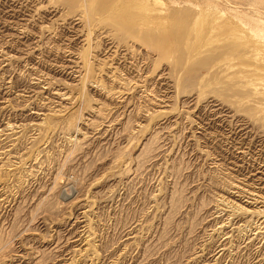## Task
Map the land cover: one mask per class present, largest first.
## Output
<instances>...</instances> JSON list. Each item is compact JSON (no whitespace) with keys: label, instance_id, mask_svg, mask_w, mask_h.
<instances>
[{"label":"rangeland","instance_id":"rangeland-1","mask_svg":"<svg viewBox=\"0 0 264 264\" xmlns=\"http://www.w3.org/2000/svg\"><path fill=\"white\" fill-rule=\"evenodd\" d=\"M91 1L0 0V264H264V0Z\"/></svg>","mask_w":264,"mask_h":264},{"label":"bare ground","instance_id":"bare-ground-1","mask_svg":"<svg viewBox=\"0 0 264 264\" xmlns=\"http://www.w3.org/2000/svg\"><path fill=\"white\" fill-rule=\"evenodd\" d=\"M176 1V0H175ZM90 2H92L91 0H90ZM178 2V1H177ZM188 2V1H187ZM191 3H192V1H190ZM95 3V2H94ZM158 4H161L162 5V1H159V2H157ZM200 3V2H199ZM223 3H225V2H223ZM102 4V3H101ZM108 4V3H107ZM112 4V3H111ZM157 4V5H158ZM196 3L194 2V5H195ZM198 4V3H197ZM209 4H210V2H209ZM129 5V4H128ZM148 5V4H147ZM200 5H202V4H200ZM213 5V4H212ZM173 6V5H172ZM199 6V5H198ZM197 5H196V7H198ZM106 7H109V6H106ZM129 7V6H128ZM136 7V6H135ZM143 7V6H142ZM200 7V6H199ZM95 8V7H94ZM105 8V7H104ZM125 10H126V8H124ZM144 9L146 10V11H149L151 14H152V12H155V10H157V11H159L158 9H155V8H150V9H148V8H145V6H144ZM169 9V8H168ZM200 9V8H199ZM109 10H111L110 8L108 9V11ZM122 10V9H121ZM132 10V9H131ZM140 10V9H139ZM142 10V9H141ZM161 10V9H160ZM197 10V9H196ZM215 10V9H214ZM135 11V10H134ZM134 11L132 12V13H134ZM199 11V10H198ZM127 12H128V9H127ZM139 12V11H138ZM169 12V11H168ZM167 12V13H168ZM171 12V11H170ZM178 12V11H177ZM177 12H175V13H177ZM205 12V11H204ZM242 12V11H241ZM74 13V12H73ZM108 13V12H107ZM123 13V12H122ZM136 13V12H135ZM149 13V14H150ZM161 13H163V12H161ZM98 14V13H97ZM102 14V13H101ZM100 14V15H101ZM115 14V13H114ZM118 14H120L119 12H118ZM117 13H116V15H118ZM144 14V13H143ZM146 14V13H145ZM150 14V15H151ZM108 15H110L109 13H108ZM197 15V14H196ZM196 15H195V17H196ZM200 15H201V12H200ZM96 16V15H95ZM193 16V15H192ZM215 16H217V15H215ZM168 17V16H167ZM198 17V16H197ZM221 17V16H220ZM236 17H238V16H236ZM89 18V17H88ZM97 18V17H96ZM124 18V17H123ZM149 18V17H148ZM205 18H207L206 16H205ZM234 18V17H233ZM126 19H128L127 17H126ZM201 19V18H200ZM90 20V19H89ZM97 20V19H96ZM99 20V19H98ZM105 20V19H104ZM124 20V19H123ZM123 20H121V21H123ZM197 20V19H196ZM195 20V21H196ZM199 20V19H198ZM214 20V19H213ZM240 20V19H239ZM100 21H101V17H100ZM130 21V20H129ZM206 21V20H205ZM219 21V20H218ZM85 22V21H84ZM105 22V21H104ZM204 22V21H203ZM216 22V20L214 21V23ZM113 23V22H112ZM123 23V22H122ZM125 23V25H126V22H124ZM158 23H159V21H158ZM196 23H197V21H196ZM199 23V22H198ZM209 23V22H208ZM202 24V23H201ZM210 24V23H209ZM129 25V24H128ZM132 25V24H131ZM199 25H200V23H199ZM198 25V26H199ZM202 26V25H201ZM200 26V27H201ZM125 27V26H124ZM127 27V26H126ZM125 27V28H126ZM129 28H130V26H128ZM200 27H198V28H200ZM213 27V26H212ZM215 27H217V26H215ZM161 28H162V26H161ZM214 28V27H213ZM115 29H117V28H115ZM128 29V28H127ZM131 29V28H130ZM166 29V28H165ZM164 29V30H165ZM196 29H197V27H196ZM200 29H202V27L200 28ZM200 29H198V30H200ZM220 29V28H219ZM114 30V29H113ZM142 30V29H141ZM163 30V31H164ZM222 30V29H221ZM224 30V29H223ZM158 30H156V32H157ZM201 31V30H200ZM207 31V30H206ZM209 31V30H208ZM208 31H207V33H208ZM212 31H214V30H210V32H212ZM120 32V31H119ZM196 32H198V31H196ZM209 32V33H210ZM122 32H120V34H121ZM138 33V32H137ZM215 33V32H214ZM136 34V33H135ZM171 34V33H170ZM199 34H200V32H199ZM211 34H213V33H211ZM124 36V35H123ZM122 36V37H123ZM207 36V35H206ZM208 36H211L210 34L208 35ZM125 37H126V35H125ZM198 37V36H197ZM213 37V36H212ZM219 37V36H218ZM164 38V37H163ZM214 38V37H213ZM229 38V37H228ZM236 38V37H235ZM230 39H232V38H230ZM122 40H124V39H122ZM206 40H209V39H207L206 38ZM213 40V39H212ZM120 41V40H119ZM226 41H228V39L226 40ZM167 42V41H166ZM208 42V41H207ZM169 43L167 42V45H168ZM211 45V44H210ZM126 45H124V47H125ZM159 46H161V45H159ZM117 47H118V45H117ZM120 47V46H119ZM122 47V46H121ZM167 47V46H166ZM128 48H130V47H128ZM128 48H126L127 50H128ZM204 48V47H203ZM201 50V49H200ZM199 51V50H198ZM197 51V52H198ZM202 51V50H201ZM82 55H84L83 53H82ZM83 57V56H82ZM85 58H86V56H85ZM86 60V59H85ZM86 63H84V65H85ZM89 67H90V65H89ZM78 68V67H77ZM87 68H88V66H87ZM82 69H84V68H82ZM91 69V68H90ZM89 68H88V70H90ZM86 70V69H85ZM92 70V69H91ZM78 71V70H77ZM84 72H87V71H84ZM88 73V72H87ZM91 73V72H90ZM90 73H89V76H90ZM86 74V73H85ZM81 75V74H80ZM82 76V75H81ZM85 76H87V75H85ZM84 76V77H85ZM36 78V77H35ZM82 79V78H81ZM84 79V82H85V79L86 78H83ZM99 81V80H98ZM92 82V81H91ZM98 83V82H97ZM124 83V82H123ZM100 84V83H99ZM84 86V85H83ZM68 89V88H67ZM60 94V93H59ZM62 94H63V92H62ZM63 97H65V95L63 96ZM81 97V96H80ZM66 99H69L68 97L66 98ZM86 105V104H85ZM60 111V110H59ZM58 111V112H59ZM39 114V113H38ZM264 117V116H263ZM46 118V117H45ZM67 121V120H66ZM46 122V121H45ZM69 124H67L68 125V127H71L72 125H73V121H71V120H69V122H68ZM74 125H75V123H74ZM34 127H37V129L38 128H40L41 130L42 129H44V130H49L50 129V127H48V124L46 125L45 123H42L41 122V124H34L33 125ZM253 126V125H252ZM9 127H10V125H9ZM52 128V127H51ZM54 128V127H53ZM54 131V130H53ZM1 132V131H0ZM264 132V131H263ZM262 133V132H261ZM242 152V151H241ZM16 168V167H15ZM17 169V168H16ZM1 174V173H0ZM246 196H247V198H249V200H251L250 202L251 203H254V205H260L259 207L260 208H262V209H260V208H257V207H255L254 209H245V208H243L242 206H237L236 205V208L235 207H233V205H231L230 203H228V202H223V206H224V208H232L233 210H234V213H238L239 211L241 212V213H245V214H247V215H249V216H251V218L252 217H257V218H259V217H261V216H264V196H262V194H260V193H255V192H249V191H245V193H244ZM264 195V194H263ZM244 198V197H243ZM87 200V199H86ZM252 205V204H251ZM253 205V206H254ZM225 210V209H224ZM234 213H232L231 215L234 217ZM240 214V213H239ZM238 214V215H239ZM240 216V215H239ZM238 216V217H239ZM237 217V218H238ZM230 218V217H229ZM248 218V217H247ZM228 219V218H227ZM231 220V219H230ZM230 220H228V221H230ZM247 221L249 222V220L247 219ZM251 221V220H250ZM253 221V220H252ZM251 221V222H252ZM227 222V221H226ZM250 222V223H251ZM246 223V222H245ZM245 223H244V228H242V229H244L245 230V228H250L249 226H245ZM255 223H257L256 221H255ZM222 224H224V223H222ZM227 224V223H226ZM228 224H229V222H228ZM237 224V223H236ZM258 224V223H257ZM247 225V224H246ZM263 224H262V222H261V224H259L258 226H257V228L256 229H259L258 231H260V230H262V229H264V227L262 226ZM223 226V225H222ZM237 226V225H236ZM243 226V225H242ZM219 227V226H218ZM252 227V226H251ZM255 227V226H254ZM254 227H253V229H254ZM238 229V228H237ZM241 229V230H242ZM231 230V229H230ZM235 230V229H234ZM82 231V230H81ZM84 231V230H83ZM263 231V230H262ZM232 232V231H231ZM257 232V231H256ZM261 232V231H260ZM259 232V233H260ZM234 233V232H233ZM252 233V232H251ZM264 233V232H263ZM257 234H258V232H257ZM228 235V234H227ZM264 235V234H263ZM90 236V235H89ZM89 236H88V239H90L89 238ZM231 236V235H230ZM256 239V238H255ZM86 242V241H85ZM87 242H88V240H87ZM250 242V241H249ZM90 244V243H89ZM263 246V245H262ZM90 247H92V246H90ZM223 249V248H222ZM259 249V248H258ZM81 251V250H80ZM81 254H82V252H81ZM262 255V254H261ZM260 255V256H261ZM263 257V256H262ZM99 259V258H98ZM264 259V258H263ZM67 260H65V262H66ZM259 261V260H258ZM259 264V263H258Z\"/></svg>","mask_w":264,"mask_h":264}]
</instances>
